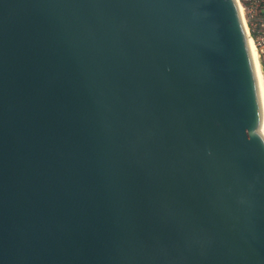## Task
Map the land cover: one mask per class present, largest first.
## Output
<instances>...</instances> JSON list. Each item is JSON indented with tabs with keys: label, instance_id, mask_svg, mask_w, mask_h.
I'll use <instances>...</instances> for the list:
<instances>
[{
	"label": "water",
	"instance_id": "obj_1",
	"mask_svg": "<svg viewBox=\"0 0 264 264\" xmlns=\"http://www.w3.org/2000/svg\"><path fill=\"white\" fill-rule=\"evenodd\" d=\"M0 264H264L236 0H0Z\"/></svg>",
	"mask_w": 264,
	"mask_h": 264
},
{
	"label": "built area",
	"instance_id": "obj_2",
	"mask_svg": "<svg viewBox=\"0 0 264 264\" xmlns=\"http://www.w3.org/2000/svg\"><path fill=\"white\" fill-rule=\"evenodd\" d=\"M242 6L246 30L255 45L264 76V0H238Z\"/></svg>",
	"mask_w": 264,
	"mask_h": 264
},
{
	"label": "bare ground",
	"instance_id": "obj_3",
	"mask_svg": "<svg viewBox=\"0 0 264 264\" xmlns=\"http://www.w3.org/2000/svg\"><path fill=\"white\" fill-rule=\"evenodd\" d=\"M236 1L238 3L239 10H240V13H241L244 25H245V18L243 15L242 6L238 2V0H236ZM245 28H246V25H245ZM250 41H251V39H250ZM251 44H252L254 54H255L256 68H257V74H258V83H259V91H260V96H261V101H262V106H263V125H264V76H263V73H262L261 68H260L259 58H258V54H257L256 48H255V45L253 44L252 41H251Z\"/></svg>",
	"mask_w": 264,
	"mask_h": 264
}]
</instances>
